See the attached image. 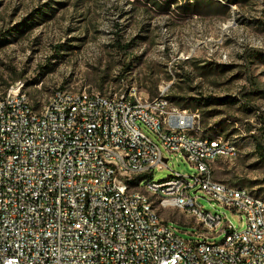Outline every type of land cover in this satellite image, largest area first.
<instances>
[{
	"label": "built area",
	"instance_id": "built-area-1",
	"mask_svg": "<svg viewBox=\"0 0 264 264\" xmlns=\"http://www.w3.org/2000/svg\"><path fill=\"white\" fill-rule=\"evenodd\" d=\"M167 92L150 98L121 79L57 90L40 108L21 81L0 95V264H264V200L213 174L236 143L194 134L199 115ZM145 128L198 174L154 182L167 161ZM199 190L246 228L205 212ZM160 208L190 215L201 239L184 240ZM219 229L225 239L210 242Z\"/></svg>",
	"mask_w": 264,
	"mask_h": 264
},
{
	"label": "rangeland",
	"instance_id": "rangeland-1",
	"mask_svg": "<svg viewBox=\"0 0 264 264\" xmlns=\"http://www.w3.org/2000/svg\"><path fill=\"white\" fill-rule=\"evenodd\" d=\"M121 79L150 98L168 87L172 106L199 115L194 134L235 142L237 158L215 161L214 178L264 200L256 142H264V0H0V95L21 81L40 108L57 90H104ZM145 130L167 160L151 171L154 182L198 174ZM193 195L205 212L246 228L240 214ZM159 214L184 240L201 239L190 215ZM216 232L210 242L225 239Z\"/></svg>",
	"mask_w": 264,
	"mask_h": 264
},
{
	"label": "trees",
	"instance_id": "trees-1",
	"mask_svg": "<svg viewBox=\"0 0 264 264\" xmlns=\"http://www.w3.org/2000/svg\"><path fill=\"white\" fill-rule=\"evenodd\" d=\"M242 97L246 96V93L242 92L241 93ZM256 142H257V150L259 152H264V142L262 139L256 138Z\"/></svg>",
	"mask_w": 264,
	"mask_h": 264
},
{
	"label": "water",
	"instance_id": "water-1",
	"mask_svg": "<svg viewBox=\"0 0 264 264\" xmlns=\"http://www.w3.org/2000/svg\"><path fill=\"white\" fill-rule=\"evenodd\" d=\"M167 161V160H166Z\"/></svg>",
	"mask_w": 264,
	"mask_h": 264
}]
</instances>
